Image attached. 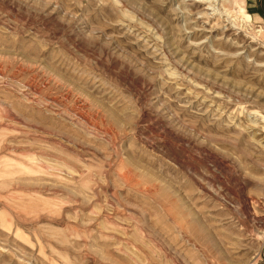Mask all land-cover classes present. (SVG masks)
Here are the masks:
<instances>
[{
  "label": "rangeland",
  "instance_id": "374dc122",
  "mask_svg": "<svg viewBox=\"0 0 264 264\" xmlns=\"http://www.w3.org/2000/svg\"><path fill=\"white\" fill-rule=\"evenodd\" d=\"M0 264H264V0H0Z\"/></svg>",
  "mask_w": 264,
  "mask_h": 264
}]
</instances>
